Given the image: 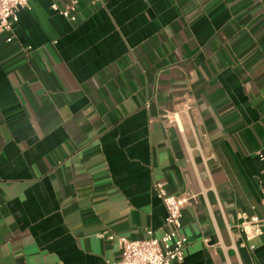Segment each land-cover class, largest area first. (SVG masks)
Instances as JSON below:
<instances>
[{"label": "crops", "instance_id": "obj_1", "mask_svg": "<svg viewBox=\"0 0 264 264\" xmlns=\"http://www.w3.org/2000/svg\"><path fill=\"white\" fill-rule=\"evenodd\" d=\"M70 1L0 34V264L119 260L157 182L195 196L172 264H264V0Z\"/></svg>", "mask_w": 264, "mask_h": 264}, {"label": "built area", "instance_id": "obj_2", "mask_svg": "<svg viewBox=\"0 0 264 264\" xmlns=\"http://www.w3.org/2000/svg\"><path fill=\"white\" fill-rule=\"evenodd\" d=\"M29 1L0 0V34L14 29L19 20V12L21 9L29 7ZM79 1L71 0L63 8L55 4L53 8L70 21H76ZM103 1L92 0L94 4L103 3ZM261 157L264 159L263 155ZM154 189L167 210L165 232L161 236H156L152 230H149V237L141 240L129 239L126 236L117 237L122 245L121 258L107 261L106 264H172L175 261L178 263L184 261L186 238L182 232L183 209L195 196L169 193L164 183H155ZM262 189L264 193V180ZM241 226L247 238L253 239L264 232V219H260L256 215L245 216ZM108 236L110 239L116 238L113 234Z\"/></svg>", "mask_w": 264, "mask_h": 264}]
</instances>
